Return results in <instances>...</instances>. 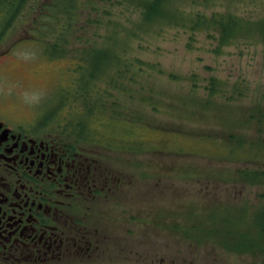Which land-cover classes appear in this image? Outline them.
I'll list each match as a JSON object with an SVG mask.
<instances>
[{"label": "rangeland", "instance_id": "obj_1", "mask_svg": "<svg viewBox=\"0 0 264 264\" xmlns=\"http://www.w3.org/2000/svg\"><path fill=\"white\" fill-rule=\"evenodd\" d=\"M4 1L5 5L0 4V16L5 15L0 17L1 103L18 108L25 116L49 112L42 113V123L51 125L63 121L68 110L95 104L98 91L108 103L117 95L121 106L129 111V121L140 120L146 126L125 128L115 123L116 118L108 125L103 116L95 120L90 117L88 135H80L91 142L99 138L90 147L105 149L107 157L117 159L118 163L111 165L119 166L124 181L131 180L129 184L124 182L125 198L116 208L120 222L115 233L120 235V241L116 235L107 236L111 241L110 251L103 254L107 262L172 264L171 258L176 257L174 264H263L264 218L260 221L254 216L264 209V178L251 179L238 173L239 169L256 166L227 154L220 139L227 130L220 125L228 115L226 110L236 114L255 101L264 103V44L240 40L216 54L211 51L214 41L207 33L190 35L163 26L140 37L131 35L127 53L122 54L127 61L134 56L155 63L162 72L146 66L136 71L133 65L117 92L102 82L110 69L100 68L89 85L75 86L73 82L85 75L72 67L77 58L64 52L75 45L70 41L71 29L64 31V42L59 44L65 49L61 59L51 58L45 51L54 36L31 35L36 28L32 20L42 3L49 0H23L14 8ZM175 4L185 12L209 13L228 8L244 16H264V0H175ZM103 7L122 13L121 20L126 25L135 17V9L127 3L114 1ZM3 27L5 33L1 31ZM93 41L97 47L105 48L100 37ZM88 45L89 42L79 43L80 49ZM120 68L116 64L113 73L118 74ZM211 76L222 81V92L207 93L205 85ZM79 89L82 100L73 98L79 103L67 106L73 91ZM139 93L147 97L152 94L158 110L137 101ZM183 99L185 106L181 105ZM206 99L211 104L202 106ZM98 104L101 102L96 103V111ZM111 109L104 112L116 117L109 112ZM122 109L117 108L124 113ZM107 142L109 145H104ZM103 207L108 210V203ZM130 215L136 220L129 222ZM101 224L104 225L102 221ZM178 225L185 227L186 236L173 230ZM223 234H245L254 241L245 247L225 244Z\"/></svg>", "mask_w": 264, "mask_h": 264}, {"label": "flooded vegetation", "instance_id": "obj_2", "mask_svg": "<svg viewBox=\"0 0 264 264\" xmlns=\"http://www.w3.org/2000/svg\"><path fill=\"white\" fill-rule=\"evenodd\" d=\"M17 109L0 102V264H111L107 236L120 241L116 208L131 180L95 141Z\"/></svg>", "mask_w": 264, "mask_h": 264}, {"label": "trees", "instance_id": "obj_3", "mask_svg": "<svg viewBox=\"0 0 264 264\" xmlns=\"http://www.w3.org/2000/svg\"><path fill=\"white\" fill-rule=\"evenodd\" d=\"M6 1H8L13 8L23 3V0ZM114 1L117 3H127L135 9V17L131 18L132 20H130L129 25L122 22V13H112L109 9L103 7L104 4ZM203 1L206 2L210 0ZM26 2L27 0L25 3ZM31 2L35 3L34 0ZM84 2L88 4L82 5ZM32 3L28 1L29 5ZM0 4L5 5V1L0 0ZM28 8L34 10V7ZM38 12V16L32 20L36 28H34L32 34H30L33 37L37 35H41L42 37L47 35L54 36V41L51 44L45 45V51L51 58L55 57L61 59L62 56L65 55L63 54V50H65L63 48L64 46L61 45V48L59 44L61 41L64 42V40H62L65 36L64 31L68 32L71 29L69 37L71 44L73 42L75 45H71V47L64 52L68 54L71 53V57L77 58L75 60L76 64H74L69 57L70 55L67 57L68 60L72 61L73 69L85 75L82 76L80 81L73 82V84L76 83L75 86H80V84L89 85L91 81L90 78L97 74L100 68L103 69L108 67L110 71L106 74L102 82L106 83L117 92H120L122 89L127 72L133 65L136 66V71H142L143 66H146L151 69H157L158 72H162L155 63L145 62L139 57H130L129 61L122 58V54L127 53L129 46L128 41L131 39V35L140 37L141 34H150L155 29L158 30L163 26L181 29L188 32L190 35L193 33L205 32L208 37L214 41L211 51L216 54L221 52L224 47L233 45L240 40H247L248 43L260 41L264 44V16L253 18L237 14L228 8L212 10L209 13L202 11L185 12L177 7L175 0H49L42 3ZM55 29H57V33H55ZM84 35L88 38H84ZM96 36L100 37L105 48L96 46L97 43L93 41V38ZM80 42L82 44L89 42V45L86 48L80 49ZM187 46L191 47L190 43H187ZM116 64H119V67L121 66L118 74H114L112 70ZM168 76L172 77L170 74H168ZM98 81L100 82V79ZM222 84V81L211 76L207 80L205 89L209 95L216 94L223 91ZM139 87L141 88V86ZM107 91L108 90H106V92ZM127 91L129 94L132 93V91ZM70 92H72V90H70ZM66 93H69V91ZM81 93L82 91L80 89L78 91H73L69 100L68 94L65 98V101L68 100L66 102L67 106L77 105L76 102L78 101H75L73 98L81 101ZM96 94L97 96L94 100L95 104H90L88 108H84V105L81 104V107L73 110V112H69L68 110L65 119L58 122V124H62L65 127L63 128L64 131H73L82 135H88V128H91L89 126L90 121L101 116H103L108 125L114 123L112 119L116 118L115 123L125 128L128 125V127H130V125L132 126L134 124L139 129L146 128L140 120L129 121V118L126 117V112L129 111H126V108L121 106V98L117 95L110 93L109 95H113L114 97L113 100L108 103L107 100L104 102L100 92L96 91ZM109 95H107V98ZM154 98L152 94L147 97L139 93L137 101L148 103L153 110L157 111L158 103ZM71 100L75 102L72 104ZM98 102H101V104L97 105L96 111L94 108ZM208 104H211V102L209 99H206L201 105L204 106ZM181 105H187L186 100H181ZM53 108L54 107H52V109ZM107 108H112L109 112H112L116 117L104 112L108 111ZM117 108L120 110L124 108L122 109L124 113H120ZM226 111L228 115L224 117V122L221 123L220 128L226 129L227 131L226 133L224 132L225 135L220 136L221 144L227 150V154H231L230 157L232 159L238 158L247 164L256 166L254 168L239 169L237 170L239 174L251 179H263L264 103L262 104L259 103V101H255V103L251 104L247 109L239 111L236 114H234L232 109ZM44 114H49V112L43 113V115ZM90 117L91 120L88 123V118ZM147 128L150 129V127ZM97 141H100L99 138H97ZM106 144L109 145L108 142L104 145ZM254 217L261 221L264 218V209L259 211L258 214H255ZM222 237L225 244H230L229 242H231L234 243L233 245L242 247L254 241V238L245 234L235 236L223 234ZM261 238L264 241L262 235Z\"/></svg>", "mask_w": 264, "mask_h": 264}]
</instances>
